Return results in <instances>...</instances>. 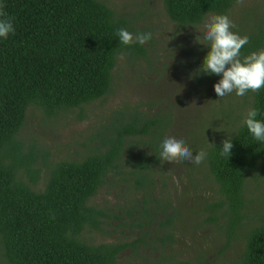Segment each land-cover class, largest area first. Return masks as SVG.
I'll return each instance as SVG.
<instances>
[{"label":"trees","instance_id":"obj_1","mask_svg":"<svg viewBox=\"0 0 264 264\" xmlns=\"http://www.w3.org/2000/svg\"><path fill=\"white\" fill-rule=\"evenodd\" d=\"M236 0H162L167 17L180 27L201 24L210 14H227ZM15 17L16 31L0 38V258L5 264H116L128 243L86 242L85 230H102L107 213L92 199L119 177L136 190L154 183L151 171L172 124L171 113L139 107L114 112L80 159L52 161L35 141L18 137L30 106L44 121L79 111L109 94L119 58L135 64L149 59L148 44L123 45L117 29L132 33L136 19L120 14L103 0H0ZM241 56L264 49V25L247 33ZM264 120V88L252 92L250 108ZM237 111V110H236ZM224 134L207 142L203 161L221 199L209 204L210 221L225 218L226 241L247 217L246 179L264 160V142L254 139L235 111L226 115ZM231 135L233 148L221 155ZM147 138L146 140H144ZM146 146L136 159L128 148ZM151 153V154H150ZM43 187H36L41 177ZM238 264H264V215L246 235ZM168 264H211L177 260Z\"/></svg>","mask_w":264,"mask_h":264},{"label":"rangeland","instance_id":"obj_2","mask_svg":"<svg viewBox=\"0 0 264 264\" xmlns=\"http://www.w3.org/2000/svg\"><path fill=\"white\" fill-rule=\"evenodd\" d=\"M103 1L136 19L134 25L142 32L152 33L149 59L131 64L119 58L111 92L86 105L81 120L76 110L44 121L40 109L30 106L18 134L21 140H33L45 147L52 161L80 159L97 142L96 135L115 111L139 107L150 115L170 112L172 124L164 138L172 135L182 139L195 155L207 142L224 134L230 111L246 115L252 92L242 97L233 92L220 98L214 84L222 74H195L210 50V46L195 41L196 36L203 40L209 15L201 24L180 27L167 17L162 0ZM227 15L237 25L233 30L245 35L253 26L264 25V0L236 2ZM145 150L146 146L134 145L128 148L126 158L136 159ZM151 176L154 183L140 190L119 177H109L92 199L107 213L103 229L85 230L83 239L92 244H130L119 253L116 264H168L177 260L238 264L248 231L264 215V160L246 179L247 217L224 250L225 218L209 220L211 214L220 215L219 210L212 213L209 204L221 197L205 163L161 164L158 158ZM44 183L43 176L36 187ZM0 264H5L1 258Z\"/></svg>","mask_w":264,"mask_h":264},{"label":"clouds","instance_id":"obj_3","mask_svg":"<svg viewBox=\"0 0 264 264\" xmlns=\"http://www.w3.org/2000/svg\"><path fill=\"white\" fill-rule=\"evenodd\" d=\"M236 2L242 4L244 0ZM236 28L237 25L227 14L209 15L204 23L203 40L199 36L195 38L197 43L210 46L195 74H222L221 79L214 84V90L220 98L233 92L242 97L248 92H259L264 88V49L241 56V50L249 43V37L233 30ZM15 31V17L10 16L5 11V6L0 4V38L8 39ZM116 34L119 43L123 45H144L152 39L151 32L132 33L126 28L117 29ZM259 114L257 108H249L243 123L256 141L264 142V120L257 118ZM160 148L161 164L189 161L199 165L207 156L204 150L193 155V150L182 139L172 135L162 141ZM232 148V138L229 135L222 141L221 155L228 158Z\"/></svg>","mask_w":264,"mask_h":264}]
</instances>
